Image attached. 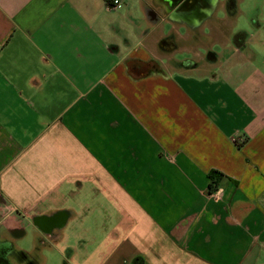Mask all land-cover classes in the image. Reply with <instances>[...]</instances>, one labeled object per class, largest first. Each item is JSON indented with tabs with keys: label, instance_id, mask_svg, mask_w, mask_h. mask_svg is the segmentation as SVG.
<instances>
[{
	"label": "crops",
	"instance_id": "obj_1",
	"mask_svg": "<svg viewBox=\"0 0 264 264\" xmlns=\"http://www.w3.org/2000/svg\"><path fill=\"white\" fill-rule=\"evenodd\" d=\"M209 3L250 25L201 69L155 48L176 2L0 0L8 264H264V0Z\"/></svg>",
	"mask_w": 264,
	"mask_h": 264
},
{
	"label": "rangeland",
	"instance_id": "obj_2",
	"mask_svg": "<svg viewBox=\"0 0 264 264\" xmlns=\"http://www.w3.org/2000/svg\"><path fill=\"white\" fill-rule=\"evenodd\" d=\"M241 4L245 5L246 2ZM254 12L252 9L249 14ZM247 15L245 13L242 17L237 18L238 23L235 24V28L234 26L232 27V18L229 16L225 18H208L203 24L193 28L185 26L178 29V26H176L175 29L177 32L175 34L173 30L169 31L168 25H165V31L170 36L167 39H170L171 43L164 47L161 46L162 48L159 45L157 47L155 46V48L160 52H162L161 49H165L166 57L171 59V62L166 63L167 68H169V65H173L174 60L189 57L187 59L189 66H198L204 69L209 65L217 63L220 58L227 56L228 52L238 43L237 34H233L232 32L239 27L243 28V24H248V20L250 21V19ZM154 38V36H150V43L156 45ZM183 61L185 62V60ZM183 61L180 62L182 66L185 65ZM155 67H157V64ZM160 68L158 66V69ZM26 230V236L18 239L16 244L29 250L33 247L34 240L33 235L30 233V228ZM41 252L44 255H53L54 253L53 250L49 251L46 247H43ZM52 263L53 261H51Z\"/></svg>",
	"mask_w": 264,
	"mask_h": 264
},
{
	"label": "flooded vegetation",
	"instance_id": "obj_3",
	"mask_svg": "<svg viewBox=\"0 0 264 264\" xmlns=\"http://www.w3.org/2000/svg\"><path fill=\"white\" fill-rule=\"evenodd\" d=\"M168 2H176L177 8L174 11V17L178 20L185 21L188 27H194L203 24L207 18L204 17V8L209 6L211 0H167ZM171 43L170 39H164L162 46H167ZM3 248L0 249V264H8L7 260L3 258Z\"/></svg>",
	"mask_w": 264,
	"mask_h": 264
},
{
	"label": "trees",
	"instance_id": "obj_4",
	"mask_svg": "<svg viewBox=\"0 0 264 264\" xmlns=\"http://www.w3.org/2000/svg\"><path fill=\"white\" fill-rule=\"evenodd\" d=\"M155 65H156L155 62H150L147 66H149L150 70H152L153 68H157L155 67ZM221 176H222L221 173H218L216 171H211L208 174V178H209L208 191L209 192H212L215 189ZM27 264H34V262L28 261ZM130 264H142V260L140 258H134Z\"/></svg>",
	"mask_w": 264,
	"mask_h": 264
},
{
	"label": "built area",
	"instance_id": "obj_5",
	"mask_svg": "<svg viewBox=\"0 0 264 264\" xmlns=\"http://www.w3.org/2000/svg\"><path fill=\"white\" fill-rule=\"evenodd\" d=\"M107 1H111L113 4H117L119 0H107Z\"/></svg>",
	"mask_w": 264,
	"mask_h": 264
}]
</instances>
